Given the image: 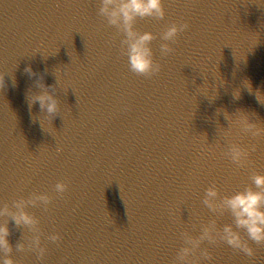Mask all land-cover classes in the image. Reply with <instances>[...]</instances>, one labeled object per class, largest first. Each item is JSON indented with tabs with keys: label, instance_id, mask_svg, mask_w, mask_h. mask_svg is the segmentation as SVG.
Instances as JSON below:
<instances>
[{
	"label": "water",
	"instance_id": "water-1",
	"mask_svg": "<svg viewBox=\"0 0 264 264\" xmlns=\"http://www.w3.org/2000/svg\"><path fill=\"white\" fill-rule=\"evenodd\" d=\"M99 7V0H0V74L15 69L17 81L13 87L9 75L0 91V203L33 192L52 198L47 208H29L40 220L43 260L16 251L22 230L10 222L16 264H106L133 72L123 36ZM29 65L57 88L62 113L49 131L33 122L43 115L39 104L29 111L26 93L39 91L24 72ZM58 182L69 185L63 195L54 191ZM54 234L59 243L47 239Z\"/></svg>",
	"mask_w": 264,
	"mask_h": 264
},
{
	"label": "clouds",
	"instance_id": "clouds-1",
	"mask_svg": "<svg viewBox=\"0 0 264 264\" xmlns=\"http://www.w3.org/2000/svg\"><path fill=\"white\" fill-rule=\"evenodd\" d=\"M99 15L106 19L107 24L118 30L123 36L121 40V50L127 58V64L131 72L138 76L153 77L158 75L162 66L156 61L155 53L151 43L156 39L151 32H139L136 30L138 19L154 18L164 20L166 17L165 0H99ZM187 23H173L161 33V39L165 41L160 47L162 56H168L174 52L170 43H174L180 33L187 31ZM16 68V67H15ZM15 70V69H14ZM10 72L6 77L0 74V91L7 87V77L14 72ZM47 70L45 69V72ZM24 72L34 81L33 91L31 88L26 93V101L29 111L39 104L40 117L33 116V122L40 123L44 131L47 124L62 113L61 102L56 93L55 85H46L44 75L33 70L31 65L24 69ZM57 83L59 79L56 73ZM219 79V77H218ZM245 87L252 92L251 82L244 81ZM12 86H17V81L12 75ZM205 95H209L205 94ZM258 101L264 105V95L257 92ZM212 98L215 96L213 94ZM234 99H240V92L234 93ZM217 115H219V110ZM230 125H234L242 132L253 138L264 137V127L252 121L250 114L244 110H238L235 116L224 112ZM59 147L57 151H61ZM255 145L251 149L241 147L239 144L231 143L224 152V156L238 168L245 167L249 163L250 151H255ZM252 184L243 191H237L232 195H222L220 189L211 185L205 191L203 205L214 215L207 223L199 226V235H193L190 231H184L182 235L184 246L179 250L176 257V264H202L203 261H211L212 257L205 243L214 245L222 242L234 250L254 258L256 250L249 241H254L257 245H264V175L253 174ZM69 190V185L65 182H58L54 186V191L63 195ZM52 203V198L48 194L31 193L27 198L20 197L13 199L11 203H0V264H16L12 258L14 251L10 243L12 232L9 224L13 222L17 230H22L20 242L16 245V251H29L35 253L37 258L43 260L47 253V248L43 243V233L40 227V220L33 215L29 208L43 206L47 208ZM231 214L232 224H225L222 228L218 226L217 218L224 214ZM241 233H246V239ZM47 239L52 243H59L61 236L54 234Z\"/></svg>",
	"mask_w": 264,
	"mask_h": 264
},
{
	"label": "snow or ice",
	"instance_id": "snow-or-ice-1",
	"mask_svg": "<svg viewBox=\"0 0 264 264\" xmlns=\"http://www.w3.org/2000/svg\"><path fill=\"white\" fill-rule=\"evenodd\" d=\"M180 2H183V0H180Z\"/></svg>",
	"mask_w": 264,
	"mask_h": 264
}]
</instances>
